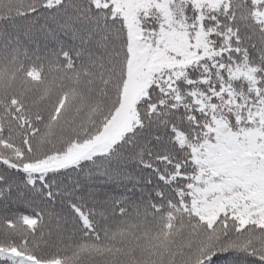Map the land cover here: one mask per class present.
Instances as JSON below:
<instances>
[{"label":"snow or ice","instance_id":"1","mask_svg":"<svg viewBox=\"0 0 264 264\" xmlns=\"http://www.w3.org/2000/svg\"><path fill=\"white\" fill-rule=\"evenodd\" d=\"M0 264H264V0H0Z\"/></svg>","mask_w":264,"mask_h":264}]
</instances>
